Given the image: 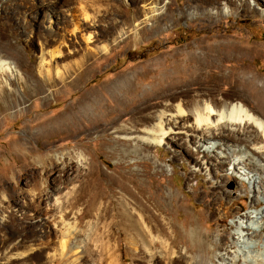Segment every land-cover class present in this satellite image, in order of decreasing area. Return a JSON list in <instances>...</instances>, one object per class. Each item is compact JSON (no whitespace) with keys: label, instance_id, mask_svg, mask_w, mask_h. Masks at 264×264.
<instances>
[{"label":"rangeland","instance_id":"rangeland-1","mask_svg":"<svg viewBox=\"0 0 264 264\" xmlns=\"http://www.w3.org/2000/svg\"><path fill=\"white\" fill-rule=\"evenodd\" d=\"M139 8L141 17L150 20L146 24L138 21ZM217 39L255 48L257 55L239 63L264 81V57L259 56L264 52V0H0V60L14 70L0 73V264H51L60 234L49 225L51 236L41 215L53 207L69 211L73 193L90 184L76 171L88 166L101 173L96 182L101 189L111 175L116 180L133 176L140 184L154 179L179 227L182 216L175 214L180 210L196 220L198 230L210 232L213 245L225 239L229 251L264 261V180L251 182L233 169L249 149L233 145L230 155L236 157L221 168V159L193 155L196 148L183 135H169L161 146L144 144V138H156L146 134L157 125L154 114L147 124L135 125L125 116L107 127L115 115L117 84L137 86L140 96L162 72L176 75L184 58L198 52V44ZM246 97L252 103L245 106L264 120V103ZM83 98L91 101L88 105L99 101L103 109L91 108L87 116L79 105ZM199 100L213 101L193 92L151 112L164 104L188 108ZM65 118L66 126L55 125ZM262 146L259 141L249 148L261 152ZM263 157L254 156L262 172L251 175L264 178ZM81 208L63 224L75 225L74 214ZM247 215L252 235L242 232ZM121 229L116 225L113 238L122 264H134L129 236ZM233 242L236 247L230 248ZM178 247L185 252L184 245ZM210 247L214 262L225 264L218 258L223 252ZM74 258L68 254L64 264Z\"/></svg>","mask_w":264,"mask_h":264},{"label":"bare ground","instance_id":"bare-ground-1","mask_svg":"<svg viewBox=\"0 0 264 264\" xmlns=\"http://www.w3.org/2000/svg\"><path fill=\"white\" fill-rule=\"evenodd\" d=\"M140 10L139 8L137 12L138 21L140 24H146L150 20L146 16L141 17ZM85 40L91 42L89 36L85 37ZM197 47L198 52L184 58L182 61L184 67L178 70L176 75L162 72V77H154L155 84H152L148 91L143 89L144 92L140 96L137 95V86H130L125 81L117 84L114 88L117 92L113 106L115 115L107 127L117 125L125 116L128 120L134 121L135 125L147 124L152 119L149 114H154L157 125L153 129H146V134L156 138L153 140L144 138L142 140L144 144L161 146L169 135L178 137L183 135L196 148L194 153L191 152L193 155L203 154L204 158L215 162L221 159L222 162L217 163L221 168L231 165L232 157L233 159L236 157L237 154L230 155L233 145H243L249 152L238 148L242 151V156L237 165L233 164V169L249 178L251 182H257V178L264 180L258 177V174L251 175L253 172L261 171V165H256L254 156L262 159L264 155V120L245 106L252 103L246 95L251 97L253 102L264 103V81L255 73L249 74V70L239 63L243 62L247 55H257V50L246 43L218 39L200 43ZM101 51L107 53L108 49L102 48ZM259 56L264 57V52ZM86 62L87 60L78 64V70ZM231 62L239 64L227 67L226 63ZM2 72L10 73L14 70L10 63L0 60V73ZM70 82L76 85L78 81L73 79ZM193 92L198 97L210 96L213 101L199 100L188 108L164 104L162 110L151 112L161 107L163 102H172ZM219 94L221 97L218 99ZM90 102L88 98H83L79 102L82 112L86 115L91 108L103 109L99 101L88 105ZM66 120V118L59 120L55 125L66 126ZM190 120L192 122H189ZM119 130L126 129L120 127ZM202 131L205 134H202ZM259 141L263 143L260 147L261 152L249 148ZM54 170L51 168L49 173ZM67 172L66 169L65 174ZM76 173L79 178L90 184L85 183L81 189L73 193L67 206L69 211H64L63 207H53L49 213L41 215L43 219L41 218L40 222L49 223L48 227L50 225L53 230L58 229L56 230L58 233H54L60 234L59 250L50 255L51 264H64L68 254L75 257L70 264H122L118 241H114L113 238L114 229L119 224L124 234L129 236L130 249L134 251V264H140L141 259L144 264H209V262L216 264L212 255L214 250L210 245L223 252L218 258L225 264H264L262 259L248 260L239 251H229L227 246L224 247L225 239L213 245L210 232L198 230L196 220L190 214L182 215L177 209L179 211L175 216H182L179 227L172 219L174 214L167 207V198L154 179L148 184H140L133 176L124 178L120 175L116 180L111 175L107 187L101 189L96 184L101 177L97 169L88 166L77 169ZM216 188L217 186L215 190ZM173 199L179 202L175 197ZM80 207L82 208L79 212L74 214L77 223L73 226L63 224L71 211ZM117 218L120 222L116 221ZM246 219L241 225L242 232L246 231L247 235H252L248 233L255 230L250 224L252 221L250 215H247ZM84 222V228L77 230ZM49 233L52 236L50 227ZM179 243L184 245L185 252L177 251ZM235 244L231 243L230 248L236 247ZM45 246L47 248V245Z\"/></svg>","mask_w":264,"mask_h":264}]
</instances>
